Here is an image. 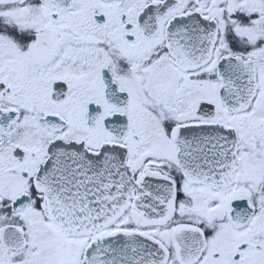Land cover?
<instances>
[{
	"label": "snow or ice",
	"instance_id": "obj_1",
	"mask_svg": "<svg viewBox=\"0 0 264 264\" xmlns=\"http://www.w3.org/2000/svg\"><path fill=\"white\" fill-rule=\"evenodd\" d=\"M0 264H264V0H0Z\"/></svg>",
	"mask_w": 264,
	"mask_h": 264
}]
</instances>
